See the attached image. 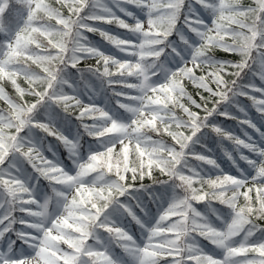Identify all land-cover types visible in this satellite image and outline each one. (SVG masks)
I'll use <instances>...</instances> for the list:
<instances>
[{
	"label": "snow or ice",
	"instance_id": "1",
	"mask_svg": "<svg viewBox=\"0 0 264 264\" xmlns=\"http://www.w3.org/2000/svg\"><path fill=\"white\" fill-rule=\"evenodd\" d=\"M261 221L264 0H0V264H264Z\"/></svg>",
	"mask_w": 264,
	"mask_h": 264
},
{
	"label": "trees",
	"instance_id": "2",
	"mask_svg": "<svg viewBox=\"0 0 264 264\" xmlns=\"http://www.w3.org/2000/svg\"><path fill=\"white\" fill-rule=\"evenodd\" d=\"M242 3H244V4H251V3H252V0H242ZM185 86H186L187 90H188L191 94H193L194 98H196V99L198 100V99H199V96L197 95V91H198V90L195 88V86L192 85L191 82H188V81L185 82ZM5 87H6V89H7L9 92L12 91L10 84H6ZM245 103H250V102L245 101ZM251 114H254V110H253L252 113H250V115H251ZM233 124H234L233 121H227V122H226V126H227V127H233ZM163 138H164L165 140H168V139H169V138L166 137V136L163 137ZM222 166H223V167H227V165H222ZM154 175H156V176L159 178V173H158V172L154 173ZM144 182H145L146 184H150L152 181L146 178ZM261 223H264V221H261Z\"/></svg>",
	"mask_w": 264,
	"mask_h": 264
},
{
	"label": "rangeland",
	"instance_id": "3",
	"mask_svg": "<svg viewBox=\"0 0 264 264\" xmlns=\"http://www.w3.org/2000/svg\"><path fill=\"white\" fill-rule=\"evenodd\" d=\"M94 38V37H93ZM97 40H99V39H97ZM91 63V62H90ZM204 243V242H203ZM205 244V243H204ZM206 245V244H205Z\"/></svg>",
	"mask_w": 264,
	"mask_h": 264
}]
</instances>
